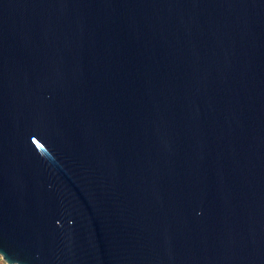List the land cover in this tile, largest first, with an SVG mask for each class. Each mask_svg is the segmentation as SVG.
Instances as JSON below:
<instances>
[{
    "label": "water",
    "instance_id": "95a60500",
    "mask_svg": "<svg viewBox=\"0 0 264 264\" xmlns=\"http://www.w3.org/2000/svg\"><path fill=\"white\" fill-rule=\"evenodd\" d=\"M7 264H264V0H0Z\"/></svg>",
    "mask_w": 264,
    "mask_h": 264
},
{
    "label": "rangeland",
    "instance_id": "374dc122",
    "mask_svg": "<svg viewBox=\"0 0 264 264\" xmlns=\"http://www.w3.org/2000/svg\"><path fill=\"white\" fill-rule=\"evenodd\" d=\"M0 264H7L0 256Z\"/></svg>",
    "mask_w": 264,
    "mask_h": 264
}]
</instances>
